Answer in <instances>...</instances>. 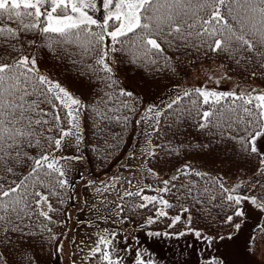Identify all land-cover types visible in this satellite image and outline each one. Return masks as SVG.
Segmentation results:
<instances>
[{
  "label": "trees",
  "instance_id": "16d2710c",
  "mask_svg": "<svg viewBox=\"0 0 264 264\" xmlns=\"http://www.w3.org/2000/svg\"><path fill=\"white\" fill-rule=\"evenodd\" d=\"M222 11L226 14L227 9ZM229 21L236 24L231 17ZM0 26L16 29L21 27L19 23L9 21L6 17L0 19ZM92 30L101 31L96 26H92ZM58 40L56 34H42L39 30L21 31L18 40L6 35L0 36V57H7L0 62L11 63L21 55L32 54L53 78L80 96L82 104L86 106L82 107L83 151L89 172L96 175L108 172L129 147L136 131L137 116L144 103L166 94L203 65L215 63L240 83H252L256 90L264 91V67L261 66L264 65V59L245 50L214 53L207 45L199 46L201 42L196 37L190 38L187 43L180 40H173L171 44L160 41L163 52L153 50L147 59H137L136 50L130 43L111 42L106 47L103 41L91 54H86L82 46L76 43L60 44L57 43ZM12 45H15V51ZM112 47L123 50L110 53L112 72L108 75L111 79H100L105 73L94 72L88 66L99 68L95 60L100 50ZM149 60H155L156 63L152 64ZM120 89L131 92L132 97L119 96ZM194 90L195 88L188 89L191 93L189 97H183L181 93V101L172 108L165 106L160 112L151 135L153 150L147 157V163L152 171L162 173L183 160H188L204 168L217 170L223 176L238 177L239 187L230 188L234 191L225 193L219 187L221 182L212 172L200 171L205 176H185L180 172L176 175L178 178L171 180L167 186L170 191L164 192L171 205L166 208L167 215H158L147 226L167 231L195 227L202 234L220 236L233 231L234 225L242 219L234 215L237 205L227 201L226 196L238 192L256 197L257 203L264 202V172L260 171V156L244 151L240 142L231 138L243 134L239 128H217L211 125L204 129L199 127L202 112L209 110L211 105H204L203 98ZM108 95L118 97V100L108 101ZM119 101H127L128 106L125 107ZM230 103V98L221 101L222 105ZM47 111L50 115L45 119H51V113L59 111L62 127L68 126L66 110L47 108ZM45 127L52 128V124ZM45 135L58 138L60 129L53 128ZM43 144V149L25 147V151L37 157L54 147V144L50 147L47 141H43ZM31 167L32 161L25 160L16 167L15 176L9 175L6 180H0V183L19 181ZM54 176L63 179L58 174ZM189 187L192 189L191 195L188 194ZM206 188L208 191H205ZM41 190L47 194V189ZM54 190L57 195L49 196L53 209L49 212L50 220L37 212L31 218L25 217L23 221L15 222L21 231L5 232L4 227L0 226V257H3L0 264H46L56 259L63 221L72 202V190L68 184L64 188L57 186ZM119 200L120 215L134 222L156 212V202L143 203L141 194H124ZM141 204L145 207H140ZM184 207L189 212V220L185 222L180 219L170 227L174 215ZM228 216H233L231 222H227ZM262 229L264 210L251 237V251L258 258L264 255ZM88 261L90 264H107L102 259V251L90 255ZM201 264H220V259H203Z\"/></svg>",
  "mask_w": 264,
  "mask_h": 264
},
{
  "label": "snow or ice",
  "instance_id": "6c2138e0",
  "mask_svg": "<svg viewBox=\"0 0 264 264\" xmlns=\"http://www.w3.org/2000/svg\"><path fill=\"white\" fill-rule=\"evenodd\" d=\"M102 7L106 14L101 23L88 11L97 10L96 0H0V19L6 17L21 26L19 29L0 26V36L6 35L18 40L21 31L39 30L42 34H56L59 37L57 43H76L83 47L86 54H91L107 35L113 44L130 43L136 50L137 59H147L153 50L162 53L160 41L171 44L173 40H180L187 43L190 38L196 37L201 42L199 46L207 45L214 53L245 50L264 59V51H257L264 50V0H102ZM224 8L227 9L226 14L222 11ZM229 17L236 21L235 25L229 21ZM113 21L116 23L110 24ZM92 26L101 31H93ZM110 26L112 31L108 30ZM12 49L16 50L15 45H12ZM122 50L115 47L101 49L95 60V64L100 67H88L94 72L105 73L100 79H111L108 75L112 72L108 62L111 59L110 53ZM6 58L0 57V60ZM149 62L156 63L155 60ZM194 91L203 98L204 105H211L209 110L202 112L199 127L204 129L211 125L217 128H239L243 134L231 138L238 140L244 151L260 156V171L264 172V153H260L257 146L258 140L264 138V91L252 89L250 92L237 93L200 88ZM132 95L131 92L120 89L119 96ZM190 95L187 90L183 92V97ZM225 98H230L231 103L222 105L221 101ZM107 99L113 101L118 100V97L108 95ZM181 100L182 97L178 95L167 107L172 108ZM119 102L128 106L127 101ZM42 105L46 107H41ZM81 107L86 106L79 98L74 97L59 82L39 72L34 56L21 55L11 63L0 62V180H6L9 175L15 176L16 167L25 160L32 161L30 171L19 181L0 183V226L4 227L5 232L21 231L15 222L23 221L25 217L31 218L37 212L38 215L51 219L49 212L53 209L49 196L57 195L55 187L64 188L67 184L66 179H59L54 174L63 177L65 173L56 166L55 157H51L47 151L33 157L25 151V147L43 149V141H47L50 147L54 144L55 149L59 150L64 138L73 133L70 128L65 130L62 127L59 111H53L51 119H45L50 115L47 108L66 110L68 124L78 128ZM156 115L159 116L160 113L157 112ZM49 123L52 128L45 127ZM53 128L60 129L58 138L45 135ZM76 138L77 141L81 139L78 135ZM183 167L185 171L182 174L185 176L206 175L196 172L189 165ZM177 178L173 176L171 179L174 181ZM163 183L168 185L169 181L165 180ZM219 187L225 193L234 191L224 188L222 183ZM41 189H47V194ZM159 191L167 192L170 189L165 187ZM191 191L189 187V195ZM126 195L140 193L127 192ZM142 198L145 201L157 200L156 196ZM226 199L237 205L234 213L237 217L244 216V211L238 207L242 200H250L264 210V202L257 203L254 196L228 194ZM159 202L165 208L171 206L166 199L160 198ZM45 204L49 211H43L42 205ZM140 207L145 205L141 204ZM158 215L165 216L167 213L158 210ZM180 219V216L174 217L170 227ZM232 220L233 216L227 217V222ZM240 226L239 223L234 225L236 229ZM196 235L199 236L200 233L196 232ZM110 243L104 238L99 241L105 247ZM99 244L94 252L101 251ZM102 259L107 264H114L108 251L103 252ZM138 264L145 262L138 260Z\"/></svg>",
  "mask_w": 264,
  "mask_h": 264
},
{
  "label": "rangeland",
  "instance_id": "374dc122",
  "mask_svg": "<svg viewBox=\"0 0 264 264\" xmlns=\"http://www.w3.org/2000/svg\"><path fill=\"white\" fill-rule=\"evenodd\" d=\"M96 2L97 10L88 11L94 19L102 23L106 13L102 0ZM108 30L112 31L113 28L109 27ZM104 40L106 45L111 42L107 35ZM37 67L41 74L59 82L74 97L80 99L77 93L53 78L38 63ZM190 88L237 93L256 89L252 83L239 84L234 77L224 75L219 68L202 66L184 81L173 86L165 95L145 103L138 115V133L135 134L131 145L110 171L98 175L88 172L87 169L82 147V107L80 108L79 127L69 125L65 130L70 128L73 134L64 138L59 150L54 147L47 151L51 157H55L56 166L62 168L65 173L63 178L72 189V203L67 209L63 230L57 243V260L46 264H90L89 256L95 253L94 249L101 238L111 241L107 247L102 244H99V247L102 254L108 251L116 264H138V260L144 261L145 264H201L202 259L215 256L220 258L221 264H264V255L259 259L250 250L251 235L262 212L261 208L250 200H242L240 204L244 211V216L239 222L240 228L220 236L202 234L195 227L167 231L146 225L158 217V210L166 212V208L159 202L160 198L166 199L163 192L159 191L167 187L163 183L165 180L170 181L180 171H185L184 165H189L195 171L205 169L185 160L163 173H156L146 162L147 155L153 149L151 133L157 123L156 113H160L163 107ZM77 135L81 137L79 141ZM257 146L259 152L264 153V138L258 140ZM210 171L226 187L236 184V176L223 177L217 170ZM127 192H140L142 197L156 196V212L148 214L139 222L121 216L119 199ZM238 195L252 197L250 194ZM147 202L149 201L143 200V203ZM42 209L48 211L47 205H42ZM184 209L174 217L180 216L187 221L189 216ZM196 232L200 235L197 236Z\"/></svg>",
  "mask_w": 264,
  "mask_h": 264
}]
</instances>
